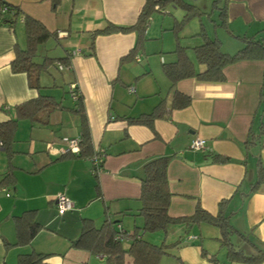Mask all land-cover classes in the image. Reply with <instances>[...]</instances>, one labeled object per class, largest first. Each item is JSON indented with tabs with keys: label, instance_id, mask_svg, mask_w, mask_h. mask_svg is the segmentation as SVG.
I'll list each match as a JSON object with an SVG mask.
<instances>
[{
	"label": "crops",
	"instance_id": "0c3cea01",
	"mask_svg": "<svg viewBox=\"0 0 264 264\" xmlns=\"http://www.w3.org/2000/svg\"><path fill=\"white\" fill-rule=\"evenodd\" d=\"M3 1L19 7L23 15L40 21L57 35L51 40L62 47L59 57H68V64L61 69L69 75L67 89L72 83L82 95L94 153L99 152L103 162L97 187L90 158H61V137L80 135L77 113L56 108L40 112L35 122L20 120L11 146L15 189H0V264H17L19 256L31 253L46 255L48 264H107L104 256L75 246L82 220L89 219L100 227L106 216L120 219L116 228L121 227L128 235L141 228L143 219L132 214L140 206L139 176L144 162L155 156L170 157L166 172L171 194L169 216H190L197 203L215 216L219 202L227 200L224 209L230 225L264 250V183L250 192L257 177V156L264 164V136L249 152L243 145L249 129L257 133L264 123V92L260 101L264 59H243L225 66L223 82L190 77L170 88L162 64L176 59L174 49L168 51L169 60L161 49L158 59L143 60V53H138L134 59L120 61L135 46L137 36L133 31L96 35L94 54H90L93 32L108 23L134 24L145 0H62L55 9L51 0ZM225 18L227 51L244 46L240 37L264 43V0H227ZM161 29L155 21H149L144 46L157 39ZM182 30L178 36H182ZM15 45H25L22 18L13 27L0 26V122L15 117L14 106L54 86L42 82L40 90L31 88L26 73L11 70ZM190 60L196 70L205 69L195 61L194 52ZM174 91L188 95L190 104L171 109L168 118H155L152 127L128 122L127 118L152 112L162 100L168 110ZM69 112L75 118L68 117ZM196 137L205 139L206 152L189 148ZM214 155L230 161H214ZM7 167L6 153L0 148V180ZM58 194L73 203L72 209L62 215L55 207ZM27 210H35L41 229L30 244L17 246L15 217ZM238 233L230 236L233 246L245 255L256 254ZM142 238L169 245L168 254L159 264H249L229 263L226 247L220 243V229L206 223L171 224L165 231L147 232ZM129 243V238L123 240L125 248ZM125 263L132 264L131 257L125 256Z\"/></svg>",
	"mask_w": 264,
	"mask_h": 264
},
{
	"label": "trees",
	"instance_id": "16d2710c",
	"mask_svg": "<svg viewBox=\"0 0 264 264\" xmlns=\"http://www.w3.org/2000/svg\"><path fill=\"white\" fill-rule=\"evenodd\" d=\"M61 1L62 0H51L52 8L55 9ZM226 1L227 0H224V3L221 4V0H214L212 11L218 10L217 16L219 23H217V26L228 30L225 18ZM170 3L184 11L182 19L180 21H175L172 27L177 38L179 31L190 19L201 17L203 14L199 8L186 0H145L134 24L123 26L108 23L104 28L93 32L92 41L90 43V54H94L93 39L96 35L133 31L137 36L135 46L126 56L122 57L120 61L124 59H134L142 48L152 12L161 11L163 13H169V11L164 8ZM19 18L23 20L25 45L24 47H19L18 45L14 46V58L10 63V67L13 72L26 73L29 86L40 90L44 87L40 83L41 74L46 72L49 65L54 62L59 63L58 68L60 70L64 69V66L68 64V57L42 56L41 52L39 53L40 47L50 39H56L57 35L48 31L40 21L29 15H23L19 7L0 0V26L8 25L13 27ZM196 35L201 37L202 43L194 46L192 50L194 52L195 61L198 64L204 65L205 69L203 71L195 69L184 47L174 49L176 59L173 62L162 64V70L170 82V88H173L177 81L190 77H194L199 81L223 82L225 81V76L223 74V68L225 66L243 59H264V43L255 41L251 37H240L244 46L233 54H228L220 49V42L218 39H211L202 27ZM71 85L72 83L69 84L68 91L73 101L72 107H63L61 102L55 100L51 95L39 94L35 98L14 106V118L0 122V148L4 149L8 159V172H5L3 178L0 180V189L3 187L15 189L16 180L13 172L10 170V160L13 155L11 146L18 128V122L25 119L35 122L37 120V115L42 111L49 112L56 108L68 109L77 113L80 118V135L78 136L80 138L79 152H65L61 158L66 155L79 158H90L95 154L101 158L103 157L99 152L94 153L95 151L93 149L91 132L84 110L82 95L79 94L75 87L70 90ZM262 92H264V90H261L260 101H262ZM75 95L76 97L73 98ZM190 101L191 98L188 95L174 91L168 110H165V104L162 100L155 106L152 112L143 114L138 118H127V120L130 123L152 127V122L155 118H168L171 109L184 108L190 104ZM262 136H264V123L260 125L257 133L253 132L252 128H250L248 137L243 144L245 152H249L252 147L258 145ZM212 158L214 161L221 163L230 161L228 157L221 155H214ZM169 160L170 157L168 156H155L148 158L142 166V172L139 176L140 196L138 201L140 206L137 212L132 213L143 219L141 228H135L134 231L128 235L121 227L116 228V224H119L120 219L112 220L109 216H106L100 227H96L89 219H83L81 232L75 246L89 250L93 254L104 256L107 264H126L125 256L131 257L132 264H159L161 258L165 254H168L167 248H169V245L153 244L142 238V234L165 231L171 224L184 223L189 225L206 223L217 226L220 229V243L222 247H226V259L229 263L243 261L249 264H259L261 261H264V250L259 249L256 244L250 241L246 236L238 233L228 222L229 215L225 214L224 209L227 200L219 202V210L215 216L204 210L199 203L196 204L194 212L190 216H169L167 211L171 194L168 189L166 173ZM93 174L96 180V186L99 187L97 178L98 173L93 172ZM256 175V181L250 187V192L257 190L259 186L264 183V164L261 163L259 156H257L256 162ZM40 229L41 226L37 223L35 218V210L24 211L20 216L15 217L16 242L14 245L22 246L30 244ZM234 232L238 233L243 240L252 245L257 253L254 255H245L241 249L235 248L230 240V236ZM127 238L130 239V243L129 246L125 248L123 246V240ZM202 254L204 256L206 255L203 251ZM45 258L46 255L38 253L21 255L18 257L17 264H48L44 261ZM209 259L211 261L215 260L212 256L209 257Z\"/></svg>",
	"mask_w": 264,
	"mask_h": 264
},
{
	"label": "rangeland",
	"instance_id": "374dc122",
	"mask_svg": "<svg viewBox=\"0 0 264 264\" xmlns=\"http://www.w3.org/2000/svg\"><path fill=\"white\" fill-rule=\"evenodd\" d=\"M190 4L195 5L197 8H199L200 11H202L201 17H195L190 19L184 26L182 30V36L176 37L174 31L171 29L174 26L175 21H180L182 17L184 16V11H182L179 7L168 4L164 9L168 10L169 13H163L161 11L157 12L154 11L151 14V17L149 19L150 23L152 21H155V24L157 28L161 26V30L159 32V35L157 36V39L147 41V45L144 46L145 40L142 44V48L139 51V53H143V60L148 57H156L158 59L159 52H161V49L163 50V56L167 57V60H169V55L171 53H168L169 50H173L179 47H184L185 52L187 56L190 59H193V52L192 49H189V46H194L197 44L202 43V39L200 36H193L190 37V34L197 33L200 28L202 27L203 30H205L206 34L211 39H218L220 42V49L224 52V50H229V40H227V35L225 30H223L222 27L217 26V23H219L218 19V10L212 11V4L214 0H186ZM223 1V0H221ZM165 28H170L171 30H164ZM161 34V35H160ZM188 35L187 37L183 35ZM180 35V33H179ZM194 39H197L196 41ZM60 50H62V47L57 43L54 42V40H49L44 44V46L40 47L39 53H46L51 57H59ZM228 54H233L236 51H227ZM44 55V54H43ZM58 62H54L49 65L46 72H43L40 76V83L42 85V82L47 84H54L53 87L43 89L44 93L46 95H51L55 98V100L60 101L62 105L72 107V99L69 95V91L67 89V82L69 79V75L59 70L58 68ZM66 112H64L63 116V122L65 125L66 122ZM72 112H69V116L71 119L75 118L73 116ZM78 116V115H77ZM28 121V120H26ZM56 134V132H55ZM62 138V137H61ZM203 240V238H202Z\"/></svg>",
	"mask_w": 264,
	"mask_h": 264
},
{
	"label": "built area",
	"instance_id": "2783aa9c",
	"mask_svg": "<svg viewBox=\"0 0 264 264\" xmlns=\"http://www.w3.org/2000/svg\"><path fill=\"white\" fill-rule=\"evenodd\" d=\"M157 8V6H156ZM64 35V33H59V36ZM61 67V66H59ZM62 68V67H61ZM74 88V85H71L70 90ZM130 92L134 91L133 87L129 88ZM73 96V98H75ZM63 146L59 147L58 150L62 153L65 152H73V153H78L79 152V142L80 138L79 137H63L61 138ZM189 148L195 151H201V152H206L208 150V147L206 145L205 139L196 137L195 139L192 140V142L189 145ZM91 160V170L94 173H99L102 169V158L99 157L97 154L93 155L90 157ZM55 207L57 210V213L59 215L64 214L66 211L72 209L73 203L72 201L66 197L64 194H58L55 197Z\"/></svg>",
	"mask_w": 264,
	"mask_h": 264
}]
</instances>
